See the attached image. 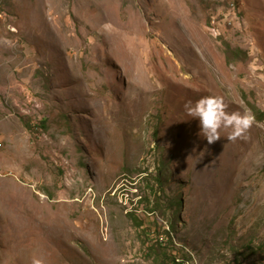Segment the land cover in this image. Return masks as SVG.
Segmentation results:
<instances>
[{
  "label": "rangeland",
  "instance_id": "obj_1",
  "mask_svg": "<svg viewBox=\"0 0 264 264\" xmlns=\"http://www.w3.org/2000/svg\"><path fill=\"white\" fill-rule=\"evenodd\" d=\"M1 2L0 264H264V0Z\"/></svg>",
  "mask_w": 264,
  "mask_h": 264
},
{
  "label": "clouds",
  "instance_id": "obj_2",
  "mask_svg": "<svg viewBox=\"0 0 264 264\" xmlns=\"http://www.w3.org/2000/svg\"><path fill=\"white\" fill-rule=\"evenodd\" d=\"M184 108L188 116L198 119L201 133L208 143L221 137V129L230 130L227 139L244 138L254 119L250 113L227 111L228 105L218 95L203 96L195 102L187 101Z\"/></svg>",
  "mask_w": 264,
  "mask_h": 264
},
{
  "label": "trees",
  "instance_id": "obj_3",
  "mask_svg": "<svg viewBox=\"0 0 264 264\" xmlns=\"http://www.w3.org/2000/svg\"><path fill=\"white\" fill-rule=\"evenodd\" d=\"M175 223H171V227L174 229L175 228ZM167 233L170 234L171 232L167 230ZM157 241V246L155 247V254L159 256L158 258H161L160 264H182V262L177 261V256L176 254H171L172 252H169L166 247L168 245L169 249L173 247V241L170 240V243H162L158 239ZM165 244V245H164Z\"/></svg>",
  "mask_w": 264,
  "mask_h": 264
},
{
  "label": "built area",
  "instance_id": "obj_4",
  "mask_svg": "<svg viewBox=\"0 0 264 264\" xmlns=\"http://www.w3.org/2000/svg\"><path fill=\"white\" fill-rule=\"evenodd\" d=\"M1 7H4V2H0V8ZM159 240V239H158ZM168 239H164V238H161V236H160V242H165V241H167Z\"/></svg>",
  "mask_w": 264,
  "mask_h": 264
},
{
  "label": "bare ground",
  "instance_id": "obj_5",
  "mask_svg": "<svg viewBox=\"0 0 264 264\" xmlns=\"http://www.w3.org/2000/svg\"><path fill=\"white\" fill-rule=\"evenodd\" d=\"M0 2H1V0H0Z\"/></svg>",
  "mask_w": 264,
  "mask_h": 264
}]
</instances>
